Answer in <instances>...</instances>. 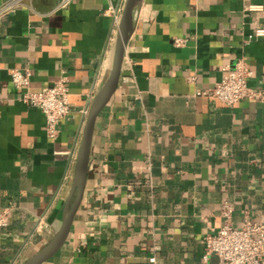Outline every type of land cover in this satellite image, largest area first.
Masks as SVG:
<instances>
[{"label":"crops","instance_id":"crops-1","mask_svg":"<svg viewBox=\"0 0 264 264\" xmlns=\"http://www.w3.org/2000/svg\"><path fill=\"white\" fill-rule=\"evenodd\" d=\"M124 1L75 0L56 11L59 0H25L0 19V212L14 208L0 230V264H24L61 226ZM263 27L264 0H142L117 90L95 125L81 205L44 264H149L154 246L157 264H204L225 202L236 227L246 217L264 223V103L229 108L195 96L238 60L253 72L250 87L264 91V38L250 39ZM12 69L31 72V93L66 79L71 113L56 141L44 114L21 102Z\"/></svg>","mask_w":264,"mask_h":264},{"label":"built area","instance_id":"built-area-1","mask_svg":"<svg viewBox=\"0 0 264 264\" xmlns=\"http://www.w3.org/2000/svg\"><path fill=\"white\" fill-rule=\"evenodd\" d=\"M25 0H10L0 7V19L23 6ZM75 0H59L56 11L67 9ZM248 12L262 11L261 6H249ZM122 9L113 11L116 33L120 22ZM264 38V27L257 29L250 39ZM177 46H183L185 41L176 40ZM226 78L215 83L211 88L200 89L196 97H206L217 100L221 104L233 108L242 101L264 103V91H257L250 87L253 76L250 66L244 60H238L233 66L224 68ZM11 82L20 94L21 102L29 108L40 110L46 118L47 138L54 142L58 139L61 122L68 119L71 113L69 88L66 79L62 78L53 86L38 93L29 91L31 72L28 69H12ZM88 115V111L86 112ZM60 153L57 152L56 155ZM152 166L150 160L146 162V173L151 177ZM151 186V184H150ZM14 208L7 206L0 212V230L6 229L11 220ZM222 226L214 235L206 236L204 240L203 263L209 264L212 258H217L220 264H263L264 263V223L254 222L248 217L240 227L233 224V209L225 202L221 211ZM159 247L154 246L148 258L149 264H157Z\"/></svg>","mask_w":264,"mask_h":264},{"label":"water","instance_id":"water-1","mask_svg":"<svg viewBox=\"0 0 264 264\" xmlns=\"http://www.w3.org/2000/svg\"><path fill=\"white\" fill-rule=\"evenodd\" d=\"M141 3L142 0L124 1L115 37L111 70L101 90L95 96L88 108L85 128L77 154L71 190L64 206L61 226L50 242L24 264L46 263L61 250L68 239L74 218L81 205L86 189L95 125L99 115L110 103L117 90L125 58V51L133 35L137 21L138 9Z\"/></svg>","mask_w":264,"mask_h":264}]
</instances>
